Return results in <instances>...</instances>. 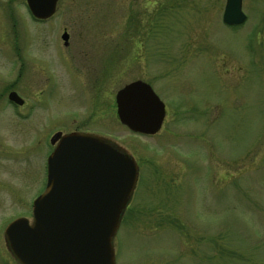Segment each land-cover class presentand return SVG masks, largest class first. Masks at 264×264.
<instances>
[{
    "label": "rangeland",
    "instance_id": "rangeland-1",
    "mask_svg": "<svg viewBox=\"0 0 264 264\" xmlns=\"http://www.w3.org/2000/svg\"><path fill=\"white\" fill-rule=\"evenodd\" d=\"M224 3L60 0L39 23L25 0H0V252L6 225L30 222L45 188L56 129L40 117H82L94 76L98 98L113 101L94 132L138 166L115 264H264V0H242L240 27L222 24ZM135 80L166 109L156 135L117 121L115 94Z\"/></svg>",
    "mask_w": 264,
    "mask_h": 264
},
{
    "label": "water",
    "instance_id": "water-1",
    "mask_svg": "<svg viewBox=\"0 0 264 264\" xmlns=\"http://www.w3.org/2000/svg\"><path fill=\"white\" fill-rule=\"evenodd\" d=\"M59 0H25L33 19L47 20ZM221 21H246L242 0H225ZM61 39L66 43L67 34ZM264 45V35H263ZM116 116L130 132L158 133L165 118L163 103L150 86L131 82L115 94ZM8 101L23 100L10 92ZM46 160L44 192L32 202V219L11 221L3 231L18 264H115L113 239L136 185L133 158L112 142L88 133H56Z\"/></svg>",
    "mask_w": 264,
    "mask_h": 264
},
{
    "label": "flooded vegetation",
    "instance_id": "flooded-vegetation-1",
    "mask_svg": "<svg viewBox=\"0 0 264 264\" xmlns=\"http://www.w3.org/2000/svg\"><path fill=\"white\" fill-rule=\"evenodd\" d=\"M64 45L68 46L67 42L66 43L64 42ZM32 62H33V60H30L29 66H28L29 71H31V73L33 72V67H34ZM91 75L92 74H90V76ZM91 77L92 78H89L88 84L85 85V88H86V90H89V92L91 93L90 98L92 97L93 99L89 101V106L87 105V103L84 102L89 107V109L86 107L85 114L82 115V117L81 116L77 117L78 115L68 116L66 119H64L65 123H63V125H61V123L59 121L51 120L49 114L45 113L44 116H42V118L40 117V119L42 120L41 129L43 128L46 130H51V129L55 128L56 132H54L53 134L61 133L62 135L69 134V133H75V132L89 133V134H95L96 135V133L94 131H97L100 128L98 126V125H100L98 123L99 118H100V120H102V125H103V123L107 124L108 121L110 119H112L113 101H112V99H107V97H105L104 95H101V97L98 98V95H96V91H97L96 90L97 89L96 88V85H97L96 77H94V76H91ZM92 93H94V94H92ZM99 106H100V108H102L104 110H101L100 112H98V110L91 109V107L96 108ZM102 112H104L105 116H99L98 117L99 113H102ZM31 125L34 127L36 125V123H33ZM70 126L72 127L71 129H69L65 132H62V130L68 129V127L70 128ZM49 139H48V143H49ZM49 145H50L51 149L53 150L54 146H52L51 144H49ZM4 248H5L4 251L0 252V254H5V256H1L2 261H4V264H18L13 259V257L11 256L12 253L8 250L5 242H4Z\"/></svg>",
    "mask_w": 264,
    "mask_h": 264
}]
</instances>
